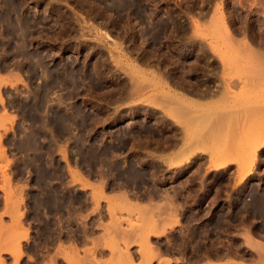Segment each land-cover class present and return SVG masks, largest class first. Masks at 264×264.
<instances>
[{"label": "rangeland", "instance_id": "1", "mask_svg": "<svg viewBox=\"0 0 264 264\" xmlns=\"http://www.w3.org/2000/svg\"><path fill=\"white\" fill-rule=\"evenodd\" d=\"M120 1H125L129 8L119 5ZM139 2L140 5H137ZM218 9L225 13L236 45L219 30L216 22ZM23 21H27L26 28ZM20 28L25 29L24 32ZM153 29L162 38L153 35ZM220 31L223 37L221 41L218 39L221 37ZM106 34L111 35L119 45L116 46ZM145 36H150L149 39L154 44H149ZM245 40L250 41L253 48L256 47L255 51L257 48L260 51L263 49L261 52L264 54V0H0V96L4 100V103L0 101V248L3 249H0V264H167L168 261L171 262L168 264H173L168 255L158 250V242L170 239L181 228L177 210L173 208V213L169 212L171 205L167 201L141 202L130 199L126 191L119 194L108 192L102 171L105 166L100 167L97 162L95 165L102 171L98 173L101 180L92 179L88 175L91 166L87 152L91 150L92 143L102 144L106 139L121 138L108 130L126 126V122V127L131 128L137 120V127L159 129V138L170 136L165 143L174 144L172 150L161 151L158 156L153 155L154 159L165 163L168 169L180 170L191 163L194 165L200 162H205L208 172L236 168V174L227 191L263 193L264 176L261 170L264 145L258 148L256 160L251 161V156H248L255 141H264V64L263 61H252L244 48L237 49L236 46ZM163 46L176 59L181 56L180 60L184 61L182 67L180 66L183 73H179L184 77L174 75L178 78L174 79L172 76V80L181 81L183 85L171 82L169 77H165L167 68L162 66V62L158 69L152 68L150 58L151 55L155 56L152 51L155 49L154 52L161 54ZM204 54L209 60L206 67L213 69L207 72L216 77L214 81L221 87L218 95L209 96L208 99L202 98L204 96L199 92L195 93L200 95L196 97L189 93L186 90L189 83L186 84L184 80L192 79L191 75L197 71H204V67H201L205 62ZM194 58L197 60L196 64L191 63ZM232 59L237 62L234 64ZM170 60L173 58L170 57ZM170 60H166L169 63L165 62L176 64V61ZM238 60H242L239 63L242 66L238 65ZM17 76L22 77L20 81ZM123 83L130 92L120 94L119 88ZM224 86L227 92L222 89ZM224 91L230 99H223L226 96H222ZM172 98H180L188 106L192 105L189 106L192 110L189 111L188 106L186 109L188 112L192 111L193 115L200 113V116H205H201L199 123L190 125L186 130L176 120L169 118L161 108L151 105V102H165L162 104L169 103L174 109L176 104L170 102ZM169 105L165 108L170 107L172 110ZM236 110L239 112L235 113ZM227 113L231 116H227ZM207 115L211 117L208 118ZM224 116L229 117L226 118L228 123L225 121L223 129L220 130L224 134L217 132L218 137L214 138L216 141L212 138L215 135H209L210 137H206L209 138L207 143L202 141L198 144L200 148L205 144L204 149L208 150V155L195 156L192 162L174 167V157L179 151L191 147L189 142L196 139L197 135L205 133L208 124L210 130V124L214 126L217 122H214V117L224 119ZM152 122L155 123L153 126ZM204 126L206 128L203 131ZM76 131L79 135L78 154L80 159H85V162L80 161V165L74 162L75 153L70 150ZM107 135L111 137L107 138ZM191 136L196 137L190 138ZM43 144L48 145L47 148H43ZM57 144L61 146L52 149L51 145ZM228 149V153L231 152L228 160L224 168L218 169L219 163L216 164V160H219L217 158L220 153L222 155ZM19 168L24 169L22 174L18 173ZM250 168L251 174H246ZM34 175L46 178L47 181H57L53 185L63 186L61 190L64 192L78 191L85 196L88 203L83 208L86 212H81L79 226L86 230L93 219L99 220L94 222L97 229L93 242L80 247L60 244L56 249L49 250L45 262L29 261L26 246L33 234L27 225V211L31 204L29 194L39 191L32 178H29ZM45 199H35V206L56 210L65 207L66 201L56 195L47 198L46 205L42 204ZM52 203L57 206L51 205ZM256 207L263 208L264 203L258 201ZM175 214L178 225L174 223ZM159 226L165 227L166 233L160 237L150 235L147 238L151 229H159ZM19 229L27 232V239L18 246V234L16 233L17 239L13 237ZM243 237L250 249L256 251L258 260L255 264H264V245L251 237L250 232H244ZM148 243L153 250L155 248V252L160 253V257H154L157 252L152 256L151 250L152 254H148ZM127 257H131V261ZM240 261L236 263L232 260L224 264H246L243 259ZM208 264L218 263L210 261Z\"/></svg>", "mask_w": 264, "mask_h": 264}, {"label": "flooded vegetation", "instance_id": "2", "mask_svg": "<svg viewBox=\"0 0 264 264\" xmlns=\"http://www.w3.org/2000/svg\"><path fill=\"white\" fill-rule=\"evenodd\" d=\"M148 40L150 41V39ZM149 44H154V41L151 40ZM153 53L155 56L150 58L152 68L158 69L161 67L159 63L162 62V66L167 68L166 76L172 82L183 85L184 83L181 81L172 80V76H180L179 73L182 71L180 68L183 62L176 59L175 55L165 46H163L161 54L158 51H153ZM164 54L167 58L161 56ZM170 57L178 64L166 63L165 61ZM203 59L205 62L201 67H204V71H197L191 75L193 76L192 79L185 78L184 80L186 84L189 83L186 85V87L188 86L186 90L189 93L195 95L198 91L207 98L214 93H219L220 84L214 81L215 76L207 72L213 69L206 67L205 64L209 61L206 55ZM196 62L197 60L194 58L191 63L196 64ZM187 63L189 65V62ZM113 90L117 89L113 88ZM119 90L120 94L130 92L124 83L121 84ZM121 97L116 96V98ZM75 101L78 102V99ZM126 115L128 116L129 112ZM127 123H125L126 126ZM136 124L137 120L133 122L131 128L122 125L114 130H108L109 133H116V137L121 136V138L106 139V142L102 144L92 143L91 150L87 148L89 150L87 156L90 158L91 166L88 169L89 177L101 180V175L98 173L103 171L107 190L110 193L119 194L126 191L130 199L135 201L149 202L154 200L155 203L167 201L174 209L176 207L181 228L177 229L170 239L158 242L161 252L168 255L173 264H208L210 261L224 264L232 260L239 263L242 257L246 264H255L258 256L250 249L243 235L244 232H250L251 237L264 245V207H256L258 201L264 203V192L227 191L229 183L236 174V168L223 172H208V167L204 165L205 162H200L195 163L196 165L191 163V165L184 166L180 170L168 169L165 163L159 159H154L153 155L158 156L161 151L172 150L174 144L165 143L167 137L170 136L159 138L161 135L159 129H144L137 127ZM154 124V122L151 123L152 126ZM74 134L75 137L72 138L73 144L70 150L75 153L74 162L79 164L81 160L85 162V159H80L78 154V131ZM109 137L111 135H107V138ZM14 146L16 149V145ZM41 146L47 148L48 145L43 144ZM51 146L52 149H55L61 145ZM96 162L100 167L105 166V168L101 171L95 165ZM262 166L261 172L264 176V162ZM23 170L19 168L18 173L22 174ZM29 178H32L33 184L37 186L35 188L39 190L29 194L31 204H29L27 211V225L33 233L31 241L26 246L29 261L34 263L45 262L49 250L56 249L60 244L80 247L88 242H93L97 229L94 222H99V220L93 219L86 230L79 226L81 212H86V209L83 208L85 203H88L85 201V196L83 197L78 191H62L63 186L53 185L57 184V181H47L46 178L42 179L36 175ZM262 182L264 183V180ZM47 184L50 186L47 187ZM54 195L66 201L65 207L56 210L35 206L37 205L35 199L41 200ZM46 199L41 203L46 205L44 203ZM171 206L169 212H173ZM243 248H247V250ZM135 251L137 252V250ZM135 259L139 260V257Z\"/></svg>", "mask_w": 264, "mask_h": 264}, {"label": "bare ground", "instance_id": "3", "mask_svg": "<svg viewBox=\"0 0 264 264\" xmlns=\"http://www.w3.org/2000/svg\"><path fill=\"white\" fill-rule=\"evenodd\" d=\"M88 1H89V0H88ZM103 1H104V0H103ZM129 1H130V0H129ZM109 2H110V1H109ZM114 2H115V1H114ZM114 2L112 1V3H114ZM136 2H137V1H136ZM144 2H145V1H144ZM4 3H5V2H4ZM11 3H12V2H11ZM11 3H10V4H11ZM88 3H89V2H88ZM88 3H87V4H88ZM102 3H103V2H102ZM117 3H118V1H117ZM129 3H130V2H129ZM134 3H135V1L133 2V4H134ZM13 4H14V3H13ZM91 4H93L92 1H91ZM105 4H106V3H105ZM138 4L140 5V2L137 3V5H138ZM112 5H113V4H112ZM112 5H111V6H112ZM119 5H121V6L125 7V8L127 7L126 9L129 8L125 1H120V4H119ZM129 5L132 6V4H129ZM141 5H143V4H141ZM7 6H8V5H7ZM10 6H11V5H10ZM75 6H76V5H75ZM113 6H114V5H113ZM113 6H112V7H113ZM115 6H116V5H115ZM131 6H130V7H131ZM133 6H134V5H133ZM107 7H108V6H107ZM112 7H111V8H112ZM142 7H143V6H142ZM15 8H16V7H15ZM115 8H117V6H116ZM119 8H120V6H119ZM121 8H122V7H121ZM221 8H222V7H221ZM8 9H9V8H8ZM109 9H110V6H109V8H108V12H109ZM117 9H118V8H117ZM132 9H133V8H132ZM144 9H145V8H144ZM144 9H143V10H144ZM222 9H223V8H222ZM222 9H218V10H217V12H216V17H218V18H217V21H216V20H215V21L218 23L217 25L220 27L219 30H221V31L223 32V35H224V33H225V34H226L225 36H227L226 38H227L228 40H230V42L235 43L236 40H234L235 38H233V34H234V33L232 34V30H230L229 24L227 23L226 18H225V17H226V16H225V13L222 11ZM11 10H12V9H11ZM129 10H131V9H129ZM12 11H15V10H12ZM106 11H107V10H106ZM111 11H113V10H111ZM128 12H129V11H128ZM135 12H136V11H135ZM142 12H143V11H142ZM140 13H141V12H140ZM143 13H146V14H147V12H143ZM11 14H12V13H11ZM147 16H149V15H147ZM23 19H24V18H23ZM40 19H41V18H40ZM150 19H151V18H150ZM21 20H22V19H21ZM21 20H20V21H21ZM25 20H26V19H25ZM145 20H146V19H145ZM213 20H214V19H213ZM20 21H19V22H20ZM7 22H8V21H7ZM24 22H25V24H24ZM26 22H27V21H23V24H24L23 26H24V27H25V25H27ZM142 22H143V21H142ZM145 22H146V21H145ZM149 22H150V21H149ZM150 23H151V22H150ZM152 23H153V22H152ZM164 23H165V22H164ZM8 24H9V23H8ZM28 24H29V22H28ZM132 24H133V23H132ZM153 24H154V23H153ZM13 25H14V24H13ZM18 25H19V24H18ZM10 26H11V25H10ZM161 26H162V25H161ZM13 27H14V26H13ZM19 27H20V26H19ZM15 28H16V26L14 27V29H15ZM17 28H18V27H17ZM25 28H26V27H25ZM27 28H28V27H27ZM144 28H145V27H144ZM151 28H153V27H151ZM156 28H157V27H156ZM11 29H12V27H11ZM14 29H13V30H14ZM21 29H22L23 32H24L25 29L20 28L19 30L21 31ZM148 29H149V28H148ZM157 29H158V28H157ZM161 29H163V26H162ZM16 30L18 31V29H16ZM16 30H15V31H16ZM27 30H28V29H27ZM155 30H156V29H155ZM158 30H160V28H159ZM165 30H166V29H165ZM165 30H164V31H165ZM15 31H14V32H15ZM17 31H16V32H17ZM166 31H167V30H166ZM221 31H220V32H221ZM12 32H13V31H12ZM18 32H19V31H18ZM142 32H143V31H142ZM158 32H159V31H158ZM168 32H169V31H168ZM220 32H219V33H220ZM222 32H221V37H220V38L217 37L219 40L223 38V37H222ZM143 33H144V32H143ZM152 33H153V35H154V34L156 35V33L154 32V29H153ZM162 33H163V32H162ZM24 34H25V33H24ZM160 34H161V33H160ZM12 35H13V34H12ZM139 35H140V34H139ZM151 35H152V34H151ZM165 35H166V34H165ZM24 36H25V35H24ZM106 36H107L108 39H110L111 41H113L114 44H115L116 46L119 45L118 43H116V42L113 40V38H112L111 35L106 34ZM147 36H148V35H147ZM147 36H145V37H147ZM225 36H224V38H225ZM140 37H141V36H140ZM156 37H158V36L156 35ZM156 37H155V41H156ZM149 38H150V36H149ZM149 38H147V40H148ZM158 38H159V37H158ZM160 38H162V37H160ZM160 38H159V39H160ZM153 39H154V38H153ZM145 40H146V38H145ZM222 40H223V39H222ZM225 40H226V39H225ZM134 41H135V40H134ZM158 41H159V40H158ZM158 41H157V42H158ZM220 41H221V40H220ZM149 42H150V41H149ZM158 43H159V42H158ZM160 43H161V42H160ZM164 43H165V42H164ZM263 43H264V41H263ZM263 43H262V44H263ZM229 44H230V43H229ZM231 44H232V43H231ZM152 45H153V44H152ZM161 45H162V44H161ZM235 45H236V43H235ZM237 45H238V44H237ZM253 46H254V45H253ZM154 47H156V46H154ZM168 47H169V46H168ZM231 47H232V46H231ZM234 47H235V46H234ZM236 47H237V49H240V48L242 49V48H244V49L246 50V51H245V50H244V51L250 56L249 58H251L252 61H258L259 63H261V62L263 61V64H264V54H263V52H261V51H263V49L260 51V50L257 48V50H259V51H257V50L255 51L254 48H256V47L253 48L252 45L250 44V41L245 40L244 42L240 43L239 46H236ZM236 47H235V48H236ZM262 48H263V46H262ZM150 49H152V48H150ZM150 49H149V50H150ZM161 49H162V48H161ZM177 49H178V48H177ZM177 49H176V50H177ZM184 49H185V48H184ZM241 49H240V50H241ZM149 50H148V52H149ZM154 50H155V49H153V51H154ZM180 50L183 51L182 49H180ZM187 50H188V49H187ZM187 50H186V51H187ZM242 50H243V49H242ZM153 51H152V53H153ZM190 51L193 52L191 49H190ZM190 51H189V52H190ZM200 51H201V50H200ZM244 51H243V52H244ZM25 52H27V51H25ZM148 52H147V53H148ZM150 52H151V50H150ZM175 53H176V52H175ZM148 54H149V53H148ZM176 54H177V53H176ZM178 54H179V53H178ZM247 54H246V55H247ZM28 55H29V54H28ZM150 55H151V54H150ZM189 55H190V54H189ZM191 55H192V54H191ZM191 55H190V56H191ZM148 56H149V55H148ZM151 56H152V55H151ZM164 56H166V55L164 54ZM182 56H183V55H182ZM190 56H189V57H190ZM178 57H180V59H181V56H178ZM191 57H192V56H191ZM161 58H162V57H161ZM175 58H176V57H175ZM182 58H183V57H182ZM232 58H235V57L232 56ZM245 58H246V56H245ZM180 59H178V60H180ZM239 59H240V58H239ZM251 59H250V60H251ZM160 60H161V59H160ZM169 60H170V58H169ZM173 60H174V59H173ZM173 60H170V61L172 62ZM222 60H223V58H222ZM225 60H226V59H225ZM227 60H228V59H227ZM148 61H149V60H148ZM180 61H181V60H180ZM223 61H224V60H223ZM238 61H239V60H238ZM260 61H261V62H260ZM41 62H42V61H41ZM143 62H144V60H143ZM166 62H168V61H166ZM182 62H184V61L182 60ZM190 62H191V61H190ZM232 62H233V59H232ZM236 62H237V61L234 60L233 63L235 64ZM241 62H242V60L238 62V65H239V63H241ZM148 63H149V62H148ZM168 63H169V62H168ZM225 63H226V62H225ZM255 63H256V62H255ZM43 64H44V63H43ZM144 64H146V62H144ZM152 64H153V63H152ZM173 64H174V63H173ZM176 64H177V61H176ZM176 64H175V65H176ZM183 64H184V63H183ZM263 64H262V65H263ZM167 65H168V64H167ZM230 65H231V64H230ZM238 65H237V66H238ZM240 65H241V64H240ZM240 65H239V66H240ZM246 65H247V64H246ZM148 66H149V65H148ZM231 66H232V65H231ZM241 66H242V65H241ZM247 66H248V65H247ZM253 66H254V65H253ZM150 67H151V66H150ZM167 67H168V66H167ZM190 67H191V66H190ZM260 67H261V66H260ZM194 68H195V67H194ZM154 69H155V68H154ZM180 69H181V68H180ZM184 69H185V68H184ZM163 70H164V69H163ZM166 70H167V69H166ZM178 70H179V69H178ZM257 70H258V69L256 68V71H257ZM182 71H183V70H182ZM252 71L254 72L253 69H252ZM256 71H255V72H256ZM255 72H254V73H255ZM259 72H260V71H259ZM262 72H263V71H262ZM182 73H183V72H182ZM182 73L180 72V74H182ZM185 73H186V70H185ZM251 73H252V72H251ZM254 73H253V74H254ZM31 74H32V73H31ZM187 74H188V73H187ZM263 74H264V73H263ZM17 75H18V74H17ZM164 75H165V74H164ZM255 75H256V76H257V75L259 76V74H255ZM175 76H176V75H175ZM175 76H174V79L176 78ZM181 76H183V75H181ZM181 76H180V77H181ZM263 76H264V75H263ZM162 77H163V76H162ZM165 77H167V76H165ZM252 77H253V76H252ZM252 77H251V78H252ZM17 78H18L19 81H20L22 77L17 76ZM256 78H257V77H256ZM164 79H165V78H164ZM167 79H168V78H167ZM176 79H178V78H176ZM253 79L255 80V78H253ZM257 79H258V78H257ZM168 80H170V79H168ZM176 81H178V80H176ZM2 82H3V81H2ZM171 82H172V81H171ZM255 83H256V81H255ZM0 85H1V84H0ZM7 85H8V84H7ZM170 85H171V84H170ZM174 85H176V84H174ZM224 85H227V84L225 83ZM176 86H177V85H176ZM206 86H207V85H206ZM229 86H230V85H229ZM259 86H260V85H259ZM172 87H173V86H172ZM187 87H188V86H187ZM187 87H186V88H187ZM222 87H223V85H222ZM225 87H226V86H224V88H222V89H224V90L226 91V88H225ZM1 88H2V87H1ZM174 88H175V87H174ZM179 88H180V87H179ZM183 88H184V87H183ZM220 88H221V87H220ZM175 89H176V88H175ZM228 89H229V88H228ZM228 89H227V90H228ZM230 89H231V87H230ZM231 90H232V89H231ZM185 91H186V90H185ZM225 91L223 92L224 94L222 93V96L226 95V96H224L223 99H226V98H227L226 100H228V99H230V97L228 98V94L226 93L227 91H226V92H225ZM229 91H230V90H229ZM192 92H194V91H192ZM197 92H198V91H197ZM221 92H222V90H221ZM231 92H232V91H231ZM169 94H170V92H169ZM192 94H193V93H192ZM196 94H197V93H196ZM196 94H195V97L198 96L200 93H199L198 95H196ZM190 95H191V94H190ZM201 95L204 96L203 94H201ZM214 95H215V93H214ZM217 95H218V94H217ZM177 96H178V95H177ZM179 96H180V95H179ZM199 96H200V95H199ZM206 96H207V95H206ZM210 96H211V95H210ZM212 96H213V95H212ZM229 96H230V94H229ZM231 96H232V95H231ZM122 97H123V96H122ZM126 97H127V95H126ZM131 97H132V96H131ZM173 97H174V96H173ZM193 97H194V96H193ZM127 98H128V97H127ZM129 98H130V97H129ZM184 98H185V97H184ZM198 98H199V97H198ZM202 98H205V96L202 97ZM170 99H171V98H169V100H170ZM206 99H208V98H206ZM186 100H188V99H186ZM0 101H1V103H4V100L1 98V96H0ZM147 101H148V100H147ZM188 101H189V100H188ZM221 101H222V100H221ZM112 102H113V101H112ZM143 102H144V101H143ZM159 102H161V101H159ZM167 102H168V101H167ZM170 102H173L174 105L176 104V105L174 106V109H173V108H172L173 105H169V103H168V104L166 103V105L171 106V109H172V110H170V107H169V109H166V108H165L166 105H163L165 102H164V103L162 102L163 104H162V103H157V102H156V104H155L154 102H153V103L151 102V105H152V104H153L154 106L156 105V107H158L159 109L161 108L162 111H164V113H165L166 115L169 116V118H171V119H173V120H176V123L178 122L179 124H181V126H184L185 129H186V128L189 129V128L191 127L190 125H192V124L194 125V124H196V123H199V122L201 121V120H200V119H201V116L203 117V115H204V114H203V115L200 116V113H199V114H196V116H195V115L192 114V111H191V112H188V110L191 109L190 107H191L192 105H191V106L189 105V106H190V107H189L188 104H186L183 100H180V98H174V100H173V98H172V100H171ZM186 102H187V101H186ZM189 102L192 104L191 101H189ZM144 103H145V102H144ZM185 105H186V106H185ZM193 105H194V103H193ZM196 105H198V104H196ZM187 106L189 107L188 110L186 109ZM163 107H164V109H163ZM167 108H168V107H167ZM242 108H243V107H242ZM240 109H241V108H240ZM250 109H251V107H250ZM261 109H262V108H261ZM191 110H192V109H191ZM189 111H190V110H189ZM237 111H238V110H236L235 113H236ZM252 111H253V109H252ZM257 111H258V110H257ZM260 111H261V110H260ZM260 111H259V113H260ZM238 112H239V111H238ZM241 112H242V111H241ZM222 113H223V112H222ZM228 113H229V112H228ZM228 113H227V114H228ZM254 113H255V112H254ZM211 114H212V113H211ZM238 114H239V113H238ZM59 115H60L59 117H62L61 114H59ZM197 115H198V116H197ZM214 115H215V114H214ZM218 115H219V114H218ZM225 115H226V113H225ZM257 115H258V114H257ZM57 116H58V115H57ZM204 116H205V115H204ZM227 116H231V115L228 114ZM242 116H243V115H242ZM242 116H241V117H242ZM59 117H58V118H59ZM206 117H208V115H207ZM210 117H211V116H209L208 118H210ZM217 117H218V116H217ZM222 117H223V116H222ZM235 117H236V116H235ZM241 117H238V118H241ZM226 118H227L226 116H224V119H223V118H220V117H219L218 119H216V118L214 117V122L217 121V122H215V124L213 123L215 127L212 126V124H210V125H211V126H210L211 129L208 130V127H209V124H208L207 129H206L208 132L206 131L205 133H202V134H200V133H201V132H200V133H199L200 136L197 135V138L199 137V139H200V137H202L203 139H202V138H201L200 140L197 139V138H196V139H193V141H191L192 143L189 142L190 145H192L193 147H192V146H191V147L188 146L187 149L184 148L183 151L180 150L179 153L177 154V156L174 157L175 160H174V165H173V166H174V167H181L184 163L187 164L188 162L190 163V161L192 162V161H193L192 159H194L195 156H198V155H201V154H204V155L207 154L208 150H205L206 148L204 149V145H205V144L203 145V148L198 147V144L202 143V141H204L203 143H207V141L209 140V138H206V137H210L211 135H213V136L215 135L214 137H212L213 140H214L215 137H216V139H217L218 134H219V133H222V131H220V130L223 129V128H222V126H224L223 124H225V123L227 122V119H228L229 117H228L227 119H226ZM236 118H237V117H236ZM121 119H122V118H121ZM203 119H204V118H203ZM233 119H235V118H233ZM58 120H60V119H58ZM60 121H61V120H60ZM212 121H213V119H212ZM212 121H211V123H212ZM225 121H226V122H225ZM233 121H235V120H233ZM233 121H232V123H235V122H233ZM236 121H237V120H236ZM241 121H242V119H241ZM65 122H66V121H65ZM204 122H205V121L203 120V123H204ZM206 122H207V123H210L209 120L207 121V119H206ZM238 122H239V121H238ZM58 123H59V122H58ZM203 123H202V124H203ZM207 123H205V124H207ZM227 123H228V122H227ZM239 123H240V122H239ZM60 124H61V122H60ZM60 124H59V125H60ZM205 124H204V125H205ZM235 124H236V123H235ZM62 125H63V122H62ZM65 125H66V124H65ZM236 125H237V124H236ZM238 125H240V124H238ZM60 126H61V125H60ZM205 126H206V125H205ZM205 126L202 127V128H203V131H204V128H206ZM184 127H183V129H184ZM188 127H189V128H188ZM62 128H63V127H62ZM187 129H186V130H187ZM199 129H200V128H199ZM225 129H226V128H225ZM233 129H234V128H233ZM235 129H236V128H235ZM237 129H239V128H237ZM213 130H214V131H213ZM229 130H230V128H229ZM197 131H198V130H197ZM233 131H235V130H233ZM238 131H239V130H238ZM217 132H218V134L216 135ZM230 132H231V131H230ZM225 133H226V132H225ZM231 133H232V132H231ZM222 134H224V133H222ZM259 134H260V133L258 132L257 135H259ZM183 135H184V134H183ZM194 135H195V134H194ZM209 135H210V136H209ZM226 135H227V134H226ZM228 135H229V134H228ZM228 135H227V136H228ZM255 135H256V134H255ZM193 137H194V136H193ZM193 137L191 136L190 138H193ZM195 137H196V136H195ZM195 137H194V138H195ZM220 137L222 138V135H221V134H220ZM249 137H252V135L249 136ZM186 138H187V137H186ZM205 138H206L207 140H206ZM253 138H255L254 135H253ZM253 138H252V139H253ZM257 138H260V136H257ZM250 139H251V138H250ZM260 139H261V138H260ZM174 140H175V139H174ZM182 140H183V139H182ZM190 140H192V139H190ZM190 140H188V141H190ZM196 140H197V142H196ZM261 140H262V139H261ZM0 141H1V140H0ZM194 141H195V142H194ZM211 141H212V140H211ZM214 141H216V140H214ZM26 143H27V142H26ZM210 143H211V142H210ZM212 143H213V142H212ZM232 143H233V142H232ZM250 143H251V142H250ZM28 144H29V143H28ZM28 144H27L26 146H28ZM158 144H159V143H158ZM195 144H196V146H194ZM208 144H209V143H208ZM23 145H24V144H23ZM187 145H188V143H187ZM232 145H233V144H232ZM262 145H264V141L257 140V141L254 142V147L252 146L253 149H251V151H250L251 154L248 156V158L251 156V157L249 158V160H251V161L256 160V158H257V157H256V154H257L258 148L261 147ZM176 147H177V146H176ZM184 147H186V146H184ZM194 147H195V148H194ZM201 147H202V146H201ZM209 148H210V147H209ZM160 149H161V148H160ZM213 150H214V148H213ZM224 151H225V152H223L222 155H221V153H220V155H219L220 158H221V156H222V158H221L222 160H220L219 157L217 158V159H219V160H216V164H218V163H219L220 165L224 164V165H222V166H220V165L218 164V169H219V168H222V167L224 168V166H225V164H226V160H228V156H229V154L231 153V152L228 153V152L230 151L229 149H228L227 151H226V150H224ZM231 151H232V150H231ZM212 153H213V152H212ZM210 154H211V153H210ZM207 155H208V154H207ZM207 155H206V156H207ZM202 156H203V155H202ZM211 156H212V155H211ZM211 156H210V158H211ZM257 156H258V155H257ZM192 157H193V158H192ZM174 158H173V159H174ZM215 159H216V158H215ZM212 161H213V160H212ZM217 161H218V162H217ZM219 161H220V162L222 161V162L220 163ZM229 161H230V160H229ZM167 162H168V161H167ZM171 162H173V161H171ZM193 163H194V162H193ZM227 163H229V162H227ZM172 164H173V163H171V165H172ZM212 164L214 165V162H213ZM216 164H215V165H216ZM215 165H214V168L217 167V166H215ZM219 166H220V167H219ZM211 168H212V167H211ZM215 169H217V168H215ZM251 171H252V170H251V168H250V169L246 172V174H247V173H248V174H251ZM198 172H199V171H198ZM159 174H160V173H159ZM201 174H202V173H201ZM199 182H200V181H199ZM200 184H201V183H200ZM202 187H203V186H202ZM215 190H216V189H215ZM200 192H201V191H200ZM162 193H163V192H162ZM187 194H188V193H187ZM124 195H125V194H124ZM168 195H169V194H168ZM171 196H172V195H171ZM15 197H16V196H15ZM18 197H19V196H18ZM167 197H168V196H167ZM181 197H182V196H181ZM190 197H191V196H190ZM126 198H127V196H125L124 199H126ZM172 198H173V197H172ZM174 198H175V197H174ZM193 198H194V197H193ZM121 199H123V197H122ZM124 199H123V200H124ZM169 199H170V198H169ZM191 199H192V198H191ZM171 200H172V199H171ZM50 201H51V200H50ZM174 201H175V200H174ZM178 201H179V200H178ZM51 202H52V201H51ZM51 202H50V203H51ZM53 202H54V200H53ZM127 202H128V200H127ZM172 202H173V201H172ZM183 202H184V201H183ZM188 202H189V201H188ZM17 203H18V201H17ZM45 203H47V202H45ZM50 203H49V204H50ZM56 203H58V202H56ZM173 203H174V202H173ZM188 204H189V203H188ZM51 205H54V204L52 203ZM176 205H177V204H176ZM18 206H19V205H18ZM54 206H57V205H54ZM50 207H52V206H50ZM153 207H154V205H153ZM174 207H175V206H174ZM155 208H157V207L155 206ZM172 208H173V207H172ZM55 209H56V208H55ZM175 209H176V207H175ZM199 209H200V208H199ZM174 212H175V211H174ZM207 212H208V211H207ZM172 213H173V212H172ZM195 213H196V212H195ZM176 214H177V213H176ZM176 214H175V220H174V216H173V218H172V217H171V218L175 221V222H174L175 225H176V224L178 225L179 221H178V219H177ZM172 215H173V214H172ZM15 224H17V223H15ZM194 225H195V224H194ZM186 226H187V225H186ZM190 226H191V225H190ZM159 227H160V228H159V229H156V230L151 229V231H150V233L148 234V237H147V238H149L150 235H152V236L154 235V236H158V237L163 236V235L166 233V228L163 227V226H162V228H161V226H159ZM154 229H155V228H154ZM20 230H21V229L17 230L18 232H17V231L15 232V234H16V233L18 234V237H17V234H16V236L13 237V239L16 238V237L18 238V246L21 244V243H20L21 241H24V240L27 239V232H25V231H20ZM152 230H153V231H152ZM186 230H187V229H186ZM11 233H12V232H11ZM217 234H218V233H217ZM13 235H14V233H13ZM207 235H208V234H207ZM146 236H147V235H146ZM146 236H145V237H146ZM205 236H206V235H205ZM185 237H186V236H185ZM247 237H248V236H247ZM10 238H11V237H10ZM17 238H16V239H17ZM13 239H12V242H13ZM259 239H260V238H259ZM10 240H11V239H10ZM214 240H215V239H214ZM147 241H148V239H147ZM10 242H11V241H10ZM12 242H11V243H12ZM16 242H17V240H16ZM191 243H192V242H191ZM212 243H213V242H212ZM246 243H247V242H246ZM192 244H193V243H192ZM244 244H245V243H244ZM218 245H219V244H218ZM146 246H149V247H148L149 250H147V251H149L148 254L152 252V253H153L152 256H154V255H155L154 253L157 252V251H156V252L154 251L155 248H154V250H153L152 246L149 245V243L146 244ZM193 246H194V245H193ZM245 246H246V245H245ZM260 246H261V245H260ZM227 247H228V245H227ZM240 247H241V246H240ZM246 247H247V246H246ZM4 248H5V247H4ZM6 248H7V247H6ZM248 248H249V247H248ZM0 249H1V248H0ZM192 249H193V248H192ZM215 249H216V248H215ZM229 249H230V248H229ZM232 249H233V248H232ZM1 250H3V249H1ZM4 250H5V249H4ZM7 250H8V249H7ZM7 250H6V251H7ZM18 250H20V249H18ZM150 250H151V252H150ZM156 250H157V249H156ZM158 250H160V249H158ZM230 250H231V249H230ZM6 251H5V253H6ZM153 251H154V252H153ZM202 251H203V250H202ZM1 252H3V251H1ZM19 252H21V251H19ZM159 252H160V251H159ZM171 252H172V251H171ZM224 252H225V251H224ZM253 252H254V250H253ZM253 252H252V253H253ZM255 252H256V251H255ZM152 253H151V254H152ZM181 253H182V252H181ZM127 254H128V252H127ZM159 254H160V253L157 252L156 255H155L154 257H156V258L160 257ZM249 254H250V253H249ZM19 255H22V254L19 253ZM143 255H144V254H143ZM145 255H146V254H145ZM235 255H236V254H235ZM238 255H239V254H238ZM127 256H128V255H127ZM227 256H228V255H227ZM239 256H240V255H239ZM252 256H253V255H252ZM19 257H20V256H19ZM209 257H210V256H209ZM127 258H128V257H127ZM128 259H130L129 261H131V257H129ZM192 259H193V258H192ZM200 259H201V258H200ZM206 259H207V258H206ZM222 259H223V257H222ZM242 259H243V257H242ZM166 262H167V261H166ZM243 262H244V261H243ZM168 263H171V262L168 261ZM168 263H167V264H168ZM196 263H197V262H196ZM1 264H3V263H1ZM165 264H166V263H165Z\"/></svg>", "mask_w": 264, "mask_h": 264}]
</instances>
